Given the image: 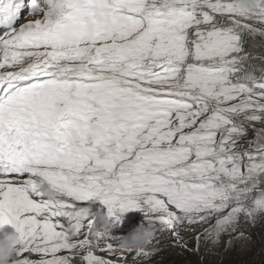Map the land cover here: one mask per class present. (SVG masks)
I'll list each match as a JSON object with an SVG mask.
<instances>
[{"label": "snow or ice", "instance_id": "1", "mask_svg": "<svg viewBox=\"0 0 264 264\" xmlns=\"http://www.w3.org/2000/svg\"><path fill=\"white\" fill-rule=\"evenodd\" d=\"M0 26L12 264H138L162 250L157 236L118 248L79 219L89 205L118 224L140 210L191 256L202 243L250 249L264 226V7L0 0ZM41 181L62 198L49 203Z\"/></svg>", "mask_w": 264, "mask_h": 264}, {"label": "clouds", "instance_id": "2", "mask_svg": "<svg viewBox=\"0 0 264 264\" xmlns=\"http://www.w3.org/2000/svg\"><path fill=\"white\" fill-rule=\"evenodd\" d=\"M236 3L240 7L247 9L249 11L255 10L258 6L264 7V0H236ZM41 190L44 196L48 199L49 203L59 201L62 198V194L54 189L53 187L44 184L43 181L40 182ZM92 217L95 222V228L98 232L110 234L111 230L119 225L115 218L110 215L103 208H97L93 205H89L80 212L79 219L81 221ZM126 228H133L131 232L127 235L118 236L115 243L120 249H138L143 248L149 244L156 237V231L149 225L143 224V222H138L134 220L132 222H127L121 224ZM3 228H0L2 231ZM21 240L19 236L15 233H10L0 237V264H12L13 255L17 248L21 245Z\"/></svg>", "mask_w": 264, "mask_h": 264}, {"label": "rangeland", "instance_id": "3", "mask_svg": "<svg viewBox=\"0 0 264 264\" xmlns=\"http://www.w3.org/2000/svg\"><path fill=\"white\" fill-rule=\"evenodd\" d=\"M135 220L138 222H143V224L147 225V221L145 220L144 214L142 211L135 214ZM135 228L136 227L126 228L125 226H122L121 224H119L111 230L110 235L114 237H118L121 235H127L129 232H131ZM10 233H15V230L10 225H6L4 226L3 230L0 231V237L4 236L5 234H10ZM156 236L158 237L160 241V247L162 248V250L157 255L152 257V259L147 260V261H139L138 264H152L154 258L156 257L157 258L170 257L171 255L174 254L175 251H181V249L174 246V244L171 242V239L167 233H164V234L157 233ZM254 238H255V235L253 236V242H252V245L250 246V250L251 248H254V251H255V250L260 249V246L257 245V242ZM188 239H189V242L191 243V237H189ZM207 247L214 248L211 243H202L200 252L197 256H191L188 253H185L182 251L178 253L180 255V259L183 260V264H186L188 260L194 261L195 264H219L220 260L223 259L222 258L223 253H220L219 251L224 250V249L220 246H217L214 248V250H210ZM234 250H236L238 253H241L238 249H234ZM97 254L104 255V253H99V252ZM76 264H80L79 259H77Z\"/></svg>", "mask_w": 264, "mask_h": 264}, {"label": "trees", "instance_id": "4", "mask_svg": "<svg viewBox=\"0 0 264 264\" xmlns=\"http://www.w3.org/2000/svg\"><path fill=\"white\" fill-rule=\"evenodd\" d=\"M252 235H255V240L260 249L255 250L254 248L249 249L247 252L238 253L232 249L230 251L220 250L223 253V259L220 260L219 264H264V226H258L251 229ZM210 250L214 248L207 247ZM175 251L170 257H159L154 258L152 264H183V260L180 259V255Z\"/></svg>", "mask_w": 264, "mask_h": 264}]
</instances>
